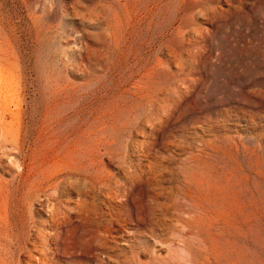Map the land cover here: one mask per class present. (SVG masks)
<instances>
[{"label": "rangeland", "instance_id": "obj_1", "mask_svg": "<svg viewBox=\"0 0 264 264\" xmlns=\"http://www.w3.org/2000/svg\"><path fill=\"white\" fill-rule=\"evenodd\" d=\"M0 150V264H264V0H0Z\"/></svg>", "mask_w": 264, "mask_h": 264}, {"label": "bare ground", "instance_id": "obj_2", "mask_svg": "<svg viewBox=\"0 0 264 264\" xmlns=\"http://www.w3.org/2000/svg\"><path fill=\"white\" fill-rule=\"evenodd\" d=\"M145 68H146V67H145ZM140 69H141V68H140ZM143 71H144V69H143ZM139 75H140V74H139ZM144 77H145V76H144ZM147 79H149V78H147ZM140 80H141V79H140ZM141 82H142V81H141ZM146 83H147V82H146ZM146 85H147V84H146ZM144 89H145V88H144ZM135 90H136V89H135ZM136 91H137V90H136ZM148 91H149V90H148ZM146 92H147V91H145V93H146ZM138 93H139V92H138ZM143 96H144V94H143ZM144 98H145V97H144ZM21 100H22V99H21ZM24 102H25V101H24ZM15 104H16V103H15ZM13 106H14V105H13ZM76 107H77V106H76ZM78 107H79V106H78ZM80 107H81V106H80ZM24 108H25V107H24ZM41 108H42V107H41ZM40 110H41V109H40ZM19 111H20V110H19ZM42 111H43V110H42ZM76 111H77V109H76ZM20 112H21V111H20ZM24 112H26V111H24ZM30 113H31V112H30ZM46 113H47V111H46ZM73 113H74V112H73ZM21 114H22V113H21ZM28 114H29V112H28ZM6 116H7V115H6ZM25 116H26V115H25ZM69 116H70V115H69ZM29 117H30V116H29ZM38 117H39V116H38ZM66 117H67V116H66ZM21 118H22V117H21ZM31 119H32V118H31ZM37 119H38V118H37ZM63 119H64V118H63ZM33 120H34V119H33ZM57 120H58V119H57ZM22 121H23V120H22ZM27 121H28V120H27ZM35 121H36V120H35ZM37 121H38V120H37ZM20 122H21V121H20ZM30 122H31V121H30ZM22 123H23V122H22ZM1 125H2V124H1ZM28 125H29V124H28ZM37 125H38V124H37ZM82 125H83V124H82ZM21 127H22V126H21ZM78 127H79V126H78ZM81 127H82V126H80V129H81ZM28 128H29V127H28ZM42 128H43V127H42ZM74 128H75V127H74ZM33 129H34V127H33ZM19 130H20V129H19ZM28 130H29V129H28ZM67 130H68V129H67ZM78 130H79V129H78ZM78 130H77V131H78ZM22 131H23V130H22ZM25 131H26V129H25ZM33 131H34V130H33ZM28 132H29V131H28ZM42 132H43V131H42ZM5 133H6V131H5ZM34 134H35V133H34ZM34 134H32V135H34ZM40 134H41V133H40ZM22 135H23V134H22ZM30 135H31V134H30ZM68 136H69V135H68ZM41 137H42V136H41ZM30 140H31V139H30ZM64 140H65V138H64ZM21 141H22V140H21ZM21 141H20V143H21ZM22 143H23V141H22ZM24 143H26V142H24ZM27 143H28V142H27ZM34 144H35V143H34ZM7 146H8V145H7ZM7 146H6V147H7ZM20 146H22V144H21ZM58 146H59V144H58ZM27 147H28V145H27ZM13 148H14V147H13ZM22 148H23V147H22ZM51 148H52V147H51ZM1 150H2V149H1ZM1 150H0V151H1ZM11 150H12V149H11ZM50 150H51V149H50ZM4 151H5V150L3 149V152H4ZM8 151H9V150H8ZM8 151H7V152H8ZM12 151H13V150H12ZM19 151H20V150H19ZM48 151H49V150H48ZM48 151H47V152H48ZM10 152H11V151H10ZM10 152H8V153H10ZM14 152H15V151H14ZM53 152H54V151H53ZM8 153H6V155H8ZM11 153H13V152H11ZM49 153H50V152H49ZM13 154H14V153H13ZM10 155H11V154H10ZM10 155H9V156H10ZM25 155H26V154H25ZM11 156H12V155H11ZM13 156H14V155H13ZM52 156H53V155H52ZM63 156H64V155H63ZM49 157H50V156H49ZM1 158H3V157H1ZM6 158H7V157H6ZM47 158H48V157H47ZM50 158H51V157H50ZM16 159H17V158H16ZM16 159H15V160H16ZM18 159H19V158H18ZM42 159H43V158H42ZM3 160H4V159H3ZM52 160H53V159H52ZM17 161H18V160H17ZM22 161H23V160H22ZM15 162H16V161H15ZM13 163H14V162H13ZM41 163H42V162H41ZM14 164H15V163H14ZM19 164H20V162H19ZM15 165H16V164H15ZM21 166H22V163H21ZM24 166H25V165H24ZM40 166H41V165H40ZM15 167H17V166H15ZM19 167H20V166H19ZM20 168H21V167H20ZM34 170H35V169H34ZM21 173H22V172H21ZM21 173H20V174H21ZM18 176H19V175H18ZM29 177H30V176H29ZM28 180H29V179H28ZM48 180H49V179H48ZM48 180H47V181H48ZM19 182H20V181H19ZM42 182H43V181H42ZM16 184H17V182H16ZM19 184H20V183H19ZM40 184H41V182H40ZM34 185H35V184H34ZM44 186H45V185H44ZM14 187H15V186H14ZM42 187H43V186H42ZM22 188H23V187H22ZM19 190L21 191V189H19ZM17 191H18V190H17ZM20 191H19V192H20ZM22 191H23V190H22ZM11 193H12V192H11ZM13 193H14V192H13ZM17 193H18V192H17ZM12 195H13V194H12ZM11 201H13V199H11ZM7 218H8V217H7ZM138 224H139V223H138ZM137 226H138V225H137ZM137 226H136V227H137ZM0 227H1V226H0ZM139 228H140V227H139ZM4 229H5V228H4ZM2 231H3V230H2ZM3 232H4V231H3ZM3 232H2V233H3ZM9 233H10V232H9ZM11 235H12V233H11ZM8 246H9V245H8ZM4 247H5V246H4ZM10 247H11V246H10ZM10 247H9V248H10ZM8 253H9V252H8ZM6 264H7V263H6Z\"/></svg>", "mask_w": 264, "mask_h": 264}]
</instances>
